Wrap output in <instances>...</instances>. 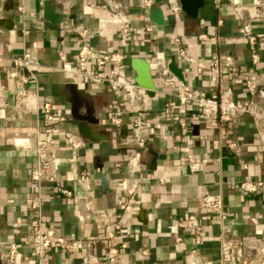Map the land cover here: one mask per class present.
Masks as SVG:
<instances>
[{"label": "crops", "instance_id": "crops-1", "mask_svg": "<svg viewBox=\"0 0 264 264\" xmlns=\"http://www.w3.org/2000/svg\"><path fill=\"white\" fill-rule=\"evenodd\" d=\"M121 1L131 23L129 41L122 47L125 73L135 81L131 59L144 57L156 86L153 96L147 94L150 102L142 112L150 133L135 174L139 180L131 192L126 190L132 181L126 160L135 149L130 117L136 110L129 106L123 92L84 82L75 71L62 68L65 61L76 66L82 38L75 26L87 29L85 40L92 48L111 51L121 48L118 20L94 0H24V11L18 8L17 0H0L1 262L42 264L32 248L29 227L30 200L39 191L45 224L57 227L67 238L90 241L77 251L52 247L44 256L45 264H87L86 252L104 258L109 242L99 236L100 210L107 211L115 222V245L120 252L116 262L104 264H190L195 223L204 229L197 245L202 262L222 264L216 214L202 209L197 199L200 192L207 191L221 194L225 222L235 240L225 264H242L240 241L264 239V187L250 192L237 186L246 177L264 179V19L254 14L252 0H204L196 18L186 16L183 10L173 15L171 0H155L150 7L142 0ZM45 2L62 15L61 20L52 22L45 17ZM237 2L242 3L239 8ZM155 6L162 7L166 22L149 19V10ZM244 21L257 36L256 61L243 32ZM180 46L198 60L231 54L239 66L260 74L253 95L246 91L243 76L225 70L222 79L231 86L238 106L245 107L253 100L261 114L239 113L226 123L227 136L219 140L215 120L203 117L198 103L178 104L174 94L178 84L203 94L216 90L214 73L209 67L198 71L181 56ZM26 50L40 60L34 74L11 61ZM155 51L161 53L160 65L167 68L173 80L159 78ZM44 102L64 118L47 119ZM72 104L81 110L84 105L89 107L92 119L98 120L92 125L101 136L98 140L81 136L77 119L71 114ZM167 105L185 116L190 124L187 133L183 134L165 111ZM113 107L123 110L119 124L109 121ZM53 127L58 130L53 131ZM66 130L77 133L84 144L72 146ZM41 139L52 148L59 179L44 177L39 186L31 178V169L37 162ZM189 150L204 159L201 170H189L185 162ZM82 174L87 180H78ZM102 174L108 179L109 191L103 188ZM190 214L195 218L190 219ZM181 219L184 225L178 224ZM177 235L181 241L176 240ZM11 244L16 247L14 261L7 259ZM244 252L251 257L250 264H264L261 253L247 248Z\"/></svg>", "mask_w": 264, "mask_h": 264}, {"label": "built area", "instance_id": "built-area-1", "mask_svg": "<svg viewBox=\"0 0 264 264\" xmlns=\"http://www.w3.org/2000/svg\"><path fill=\"white\" fill-rule=\"evenodd\" d=\"M17 6L21 11H24V0H17ZM143 4L150 7L155 0H142ZM97 6L104 7L109 10L110 14L118 20V41L120 44L119 49L111 51H102L92 48L85 40L87 35V29L81 26H75L77 33L82 38V42L79 46L76 56V66L73 68L70 62L65 61L62 68L67 71H75L79 74L84 82H93L96 84H105L112 89L123 92L126 96V100L131 108L136 110L135 114H132L130 119L134 130V143L135 149L127 157L126 164L128 171L131 174L132 181L126 185V190L131 192L139 177L136 176V172L139 169L141 163V149L146 142V138L150 133V127H148L142 119V112L149 105V96L146 89L140 86L136 81L130 79L125 73L124 66V52L122 47L126 46L131 35V23L130 17L125 5L121 0H94ZM241 2L235 3L238 8L241 6ZM250 5L254 8V14L264 19V0H252ZM170 10L173 15L178 16L182 11L181 4L178 0H171L169 2ZM239 13L241 10H238ZM243 32L247 39L250 48L253 50L252 58L257 60V53L255 52V43L257 36L253 33L250 23L244 21ZM175 40H178L175 37ZM32 46H36V42H32ZM179 53L181 56L195 65L198 71L203 70L205 67L209 69L215 75L216 90L203 94L196 88L186 87L182 84H178L175 87L174 94L177 97L178 104L180 106L186 105L191 102H196L200 105V112L203 117L214 119L217 125V136L219 140L224 139L227 136L226 123L233 120L239 113L243 111H249L254 116L261 114L253 104V100H250L245 107H240L236 103L232 88L226 84L222 79V74L225 70L239 74L244 78L245 89L248 94L253 95L256 92L257 84L260 78V74L239 66L233 59L231 54H225L224 56H215L207 60H198L187 54L184 47H179ZM64 60V55H60ZM154 57L157 63V73L159 78L168 81L173 80V77L169 74L165 66L160 65L161 53L154 52ZM11 61L15 65L26 67L30 74H34L33 70L40 67V60L35 53L30 50L24 51L21 55L11 57ZM24 78V76H21ZM23 94L25 92L22 91ZM43 108L47 113V119L51 121L61 120L64 117L54 114L51 110L49 102H44ZM165 111L171 114L173 120L177 122L180 130L183 134L189 131L190 124L186 120L185 116L180 112H173V107L167 105ZM123 110L113 107L112 114L109 117L111 124H119L121 122ZM53 131H57V127L52 128ZM72 146L78 147L84 144L83 139L75 132L66 130L64 132ZM264 146V136L262 138ZM38 159L35 166L31 169V178L37 181L40 186L42 178L46 177L49 180H58L59 172L52 155V148L47 140L41 139L38 141ZM185 162L190 171H198L203 168L204 159L195 156L191 150L186 152ZM243 167H247L246 163H243ZM87 175L82 174L78 177V180H87ZM237 186L245 191H256L264 187L263 178H251L246 177L237 182ZM64 193H70L69 190L61 188ZM198 203L202 209L207 212H214L216 214L217 222L220 226L219 240H220V262L225 264L232 254V247L234 244V238L230 236V228L225 222L226 211L224 209L223 198L221 194H212L207 191H202L198 195ZM31 217L29 221L31 244L35 254L41 260L42 264H45V254L54 246H63L70 250H80L90 244V241H84L79 239L67 238L60 230L52 225H47L43 220L42 213V198L39 191H37L30 200ZM100 220V233L101 238L106 239L109 242L107 252L104 258H99L97 255L86 252L85 259L87 264H104L105 262H116L120 257V252L117 249L115 222L110 218L107 211L100 210L97 212ZM190 219H194V214L188 216ZM179 225H184V221L181 219L178 221ZM204 229L200 223H195L193 226V243L194 246L189 250L190 264H204L201 260L200 253L197 245L201 242ZM177 241H181L180 235L176 236ZM241 252L242 264H250L251 257L244 252L247 248L250 251L261 253L264 256V239L263 240H241ZM16 258V247L14 244L10 245L7 259L14 261Z\"/></svg>", "mask_w": 264, "mask_h": 264}, {"label": "water", "instance_id": "water-1", "mask_svg": "<svg viewBox=\"0 0 264 264\" xmlns=\"http://www.w3.org/2000/svg\"><path fill=\"white\" fill-rule=\"evenodd\" d=\"M181 8L186 16L190 18H196L198 14V8L203 5L204 0H179ZM149 19L156 23H164L167 21L164 18L163 9L160 6H155L149 10ZM44 15L52 22H57L62 19V15L55 12L53 6L48 2L44 3ZM131 65L135 70L134 80L142 87L146 89L147 94L153 96L155 93V84L150 71V64L141 56H134L131 59ZM81 107L71 105V114L77 119V129L81 136L89 138L91 140H98L101 136L99 132L93 129V124L97 123V119H92L90 109L87 105ZM101 181L103 188L109 191L108 179L102 174ZM0 264H2L0 259Z\"/></svg>", "mask_w": 264, "mask_h": 264}]
</instances>
